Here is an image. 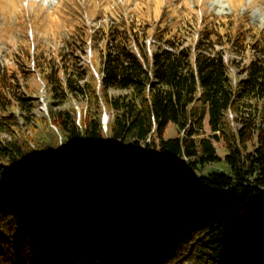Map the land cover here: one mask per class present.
I'll return each instance as SVG.
<instances>
[{"label": "trees", "instance_id": "16d2710c", "mask_svg": "<svg viewBox=\"0 0 264 264\" xmlns=\"http://www.w3.org/2000/svg\"><path fill=\"white\" fill-rule=\"evenodd\" d=\"M150 15L122 14L93 34L87 28L72 34L57 55L41 53L51 111L31 136H17L16 128L19 119L37 127L32 113L39 104L24 85L31 74L24 63L36 56L27 48L17 53L16 67L0 62V264H12L13 256L23 264H110L115 256L124 259L118 264H264V32L248 29L256 37L245 48L255 58L235 82L225 51L216 46H239L240 52L242 31L212 17L189 47L181 32L177 40L166 38L162 25L155 35L166 47L150 52L148 34L157 26ZM180 23L177 30L185 32L196 26ZM89 41L94 49L104 42L100 92L77 55ZM111 89L129 93L110 95ZM73 99L88 106L81 126L78 110L60 109ZM103 109L112 112L109 134ZM170 123L179 136L167 140ZM53 126L66 152L59 150ZM107 136L117 149L105 155ZM220 141L224 157L215 145ZM253 141L256 147L248 151ZM48 156L46 173L41 162ZM222 166L226 170H213ZM148 171L154 172L152 182L144 181ZM94 197L118 216L134 198L135 204L150 198L172 208L160 205L165 210L159 213L134 205L124 223L96 227L94 213L80 219L72 211L88 210L83 203ZM158 214L164 224L154 218ZM65 238L70 246L60 248Z\"/></svg>", "mask_w": 264, "mask_h": 264}, {"label": "rangeland", "instance_id": "374dc122", "mask_svg": "<svg viewBox=\"0 0 264 264\" xmlns=\"http://www.w3.org/2000/svg\"><path fill=\"white\" fill-rule=\"evenodd\" d=\"M209 8L216 13L213 17H217V21H220V19H224L225 24L228 25L231 31L236 29V32H243L239 33L240 36L245 34V39L243 40V43L245 44L244 47H241L240 52H237L240 50V47H232L229 48L227 46L221 47L216 46V49H220L221 51H225V60L226 62H229L230 65V71L232 78L237 82L239 79H241L244 75L243 72L247 69L250 62L255 58V53L251 49L250 46L253 42L256 36H251L248 32V29L251 27L248 26V15L246 14H239L233 13L231 15H228L227 13L232 12V9H229L227 5L224 3V0H216V3L209 5ZM219 9H223V12H219ZM147 11L151 12V19L153 21H156L157 26L153 32V34L150 33V30H142V34H148V44H152L153 50H156L158 48H165L166 45L164 42L158 40L157 34L159 30L162 29L163 25V35H165L166 38H170L172 41L177 40L176 36L180 35V32L183 35L182 41L185 42L184 46H193L197 38L201 37L202 32L201 29L205 26L212 24L209 23V17L205 15L202 19H197L194 15H189L187 13H184L181 9H176L173 12H169L167 8L161 9L160 7H156L155 10L150 9H144V10H137L136 12H131L132 15H139L143 14L147 15ZM107 15V23H103L105 19V14ZM124 13H121L120 15H117L115 12H110L109 9L100 7L98 10H94L92 6L89 5H81L79 0H66L65 4L60 7V0H38L35 4H29L28 7H19L14 5H9L5 3L3 5V12L0 13V62L2 66H11L16 67V56L17 53H21L23 49H29L31 52L35 54V60L32 59V61L28 60V63H24V68H26L29 72L31 71V74L26 78V81H24V85L26 87V90L30 94V96L37 99V103L39 104L38 107L35 109V111L32 113V115L36 116L37 120V127L33 128L31 126H25V124L22 123L19 119V126L16 128L18 133L17 136L25 135L31 136L35 134L36 129L40 130L43 127V124H38V122H42L41 120H44L47 118V115L51 111L50 106V91H48L49 84L46 79V74L48 71H45V73H42L39 64L38 59L41 56V53H44L47 56H50L51 54L57 55V51L59 48L63 47L65 44V40L67 38H71L72 34H78V32H83L84 29L87 28L88 32L92 31L90 34H93L95 30H100L104 25H107L113 21V19L120 20L121 15ZM251 16L253 20H264V8H256L251 13ZM164 16V18L161 16ZM220 16H223V18H220ZM94 17V19H93ZM206 19V21L204 20ZM227 19V20H225ZM229 19V20H228ZM182 20L184 22L191 20V22L195 23L196 26H190L189 25V31L185 32L186 27H183L179 30L178 27L182 24L180 23ZM216 21V20H215ZM204 23L203 27L201 26ZM159 23V24H158ZM180 23V24H178ZM244 23V28L240 27L241 24ZM216 24V22H215ZM217 25V24H216ZM224 25V23L222 24ZM80 26V27H78ZM168 27V29H167ZM258 32V35H260L261 32L264 31H256ZM150 36V37H149ZM153 37V38H152ZM252 42V43H251ZM92 42H88V48L85 50V53L82 54L81 52L77 51V55L81 57L82 63L81 65L84 66L85 69L88 70L87 77L90 79L92 77L94 80L96 79L97 82L94 81L95 84H97V89L100 92L102 89V79L104 76L102 67H103V61L105 62V50H104V42L99 41L98 47L94 49L92 46ZM196 49H194V54L196 55ZM82 54V55H81ZM41 59V58H40ZM192 60H195L192 58ZM232 60H236L235 64L232 63ZM77 60H75L76 62ZM36 62V63H35ZM42 67V66H41ZM240 77V78H239ZM110 95L115 96H122V94H128L127 91H121V90H109ZM88 106L85 102H80L79 100H70L64 103L60 109H75L78 110V114H84V109H86ZM19 110L16 111V113ZM86 115V114H85ZM106 115L109 119L108 125H110L112 120V112H109L108 110L103 109V116ZM233 116V115H231ZM103 119V118H102ZM81 126V125H79ZM109 132V131H108ZM204 134L205 136L211 135V130L208 125V118L205 119L204 122ZM183 135V134H182ZM25 136V137H26ZM155 136V134H154ZM164 138L165 139H172L179 136L178 129L176 125L173 123H170L165 132H164ZM5 139L10 140L11 135H4ZM22 137V136H21ZM152 137V136H151ZM110 141V142H109ZM103 147L108 150L109 148L117 149V144L113 142L109 136L106 137V141L103 142ZM218 154L222 157L225 156L226 150H225V144L223 141L216 142L215 143ZM256 147V142L253 141L248 145V151H253ZM60 151L66 152L67 150L65 147H59ZM103 152L106 154V150L103 148ZM110 154V153H109ZM51 160V156H48L46 159H44L41 163L43 168L45 169V172L48 173L50 170L48 162ZM224 167V168H223ZM213 170H226L225 166H222V168H213ZM197 176L201 175V171H197ZM151 176L148 173L144 175V181H153ZM163 183H168L167 179L162 181ZM153 185H158L156 182H154ZM76 197V196H74ZM78 197V196H77ZM76 197V198H77ZM75 198V199H76ZM87 199V198H86ZM133 199V202H126L127 207L124 209L131 210L137 206L138 208H142V210L147 211L149 207L153 208L155 212H159L161 209V206H167L163 204H159L153 199H148L141 204H135L137 202ZM86 206H90L88 210H80L77 207L73 211V214H79L77 217L80 219H83L84 216L92 215L94 213V217L97 220H93L91 223L96 226L100 227L102 224L105 225V228L107 226H115L118 222L124 223L126 215L128 216L126 211H123L122 216H118L116 214L107 213L106 210H103L101 200H96V197L85 200V203H83ZM73 205V204H71ZM135 205V206H134ZM161 205V206H160ZM160 206V207H157ZM174 206V205H173ZM147 207V208H146ZM166 208L170 209L172 206H167ZM174 209V208H173ZM44 213V211H43ZM73 215L71 214V217ZM161 214H158L157 217H154L157 220L161 222ZM124 217V218H122ZM181 219H184L181 217ZM163 223V222H161ZM159 223V224H161ZM119 224V223H118ZM164 224V223H163ZM174 227V226H171ZM170 227V229H172ZM62 228V227H61ZM176 228V227H175ZM176 231V230H174ZM69 234V233H68ZM68 236V235H67ZM200 236V235H199ZM62 239L60 242V248L65 243L67 246H70V241ZM66 241V242H64ZM72 245V243H71ZM63 252V251H62ZM104 257V256H103ZM119 256H115L114 260L110 264H118V261L122 262L124 259ZM110 260V259H109ZM118 260V261H117ZM66 264H75V262L68 263L67 260ZM108 262V263H107ZM134 264L135 262L132 261ZM92 264L91 262H89ZM12 264H23L19 257L13 256L12 258ZM25 264H30V262H26ZM104 264H109V261H104Z\"/></svg>", "mask_w": 264, "mask_h": 264}, {"label": "clouds", "instance_id": "9594fccd", "mask_svg": "<svg viewBox=\"0 0 264 264\" xmlns=\"http://www.w3.org/2000/svg\"><path fill=\"white\" fill-rule=\"evenodd\" d=\"M38 0H0V13L3 12V5L5 3L9 5L28 7V5L37 3ZM66 0H60V7L65 4ZM81 5L92 6L94 10H98L100 7L107 8L110 12H115L117 15L124 13L127 16L128 13L136 12L139 10L150 9L155 10L156 7L161 9L167 8L171 13L176 9L183 10L184 13L194 15L197 19H202L205 15L212 18L214 13L209 5L216 3V0H79ZM224 3L232 12L227 13L231 15L233 13L248 15V26L255 31H264V20H253L251 12L256 8H264V0H224ZM219 12H223V9H219ZM107 13L103 23H107ZM223 18V16H220ZM94 19V17H93ZM151 52V51H150Z\"/></svg>", "mask_w": 264, "mask_h": 264}, {"label": "water", "instance_id": "95a60500", "mask_svg": "<svg viewBox=\"0 0 264 264\" xmlns=\"http://www.w3.org/2000/svg\"><path fill=\"white\" fill-rule=\"evenodd\" d=\"M102 125H103V129H104V132L106 133V134H109V125H108V123L110 122L109 121V119H108V117H106V115H104V116H102ZM78 125H82V114L80 115V114H78ZM53 128L55 129V131H56V133H57V135L59 136V144H60V147L62 148V147H65V145H64V143H63V138H62V136H61V134H60V132H59V130L57 129V127H55V126H53ZM152 136V135H151ZM149 137L147 140H146V142L147 143H150V141L152 140V137ZM108 137V136H107ZM110 142V141H109ZM32 146L34 147L35 146V144H33L32 143ZM105 150H106V148H105ZM115 151V149L114 148H109L108 150H106L105 152H106V154H109V153H113ZM111 159H113V156L111 157ZM141 161L139 160V161H136V165H138V167H140V163Z\"/></svg>", "mask_w": 264, "mask_h": 264}, {"label": "bare ground", "instance_id": "6f19581e", "mask_svg": "<svg viewBox=\"0 0 264 264\" xmlns=\"http://www.w3.org/2000/svg\"><path fill=\"white\" fill-rule=\"evenodd\" d=\"M150 51L153 52V47H150ZM156 129L153 130L152 134H155Z\"/></svg>", "mask_w": 264, "mask_h": 264}, {"label": "built area", "instance_id": "2783aa9c", "mask_svg": "<svg viewBox=\"0 0 264 264\" xmlns=\"http://www.w3.org/2000/svg\"><path fill=\"white\" fill-rule=\"evenodd\" d=\"M148 173L150 174V175H154V172L152 171H148Z\"/></svg>", "mask_w": 264, "mask_h": 264}]
</instances>
